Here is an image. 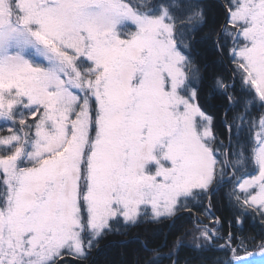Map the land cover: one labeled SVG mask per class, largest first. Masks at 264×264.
I'll list each match as a JSON object with an SVG mask.
<instances>
[{
    "label": "snow or ice",
    "instance_id": "1",
    "mask_svg": "<svg viewBox=\"0 0 264 264\" xmlns=\"http://www.w3.org/2000/svg\"><path fill=\"white\" fill-rule=\"evenodd\" d=\"M124 237L264 264V0H0V264Z\"/></svg>",
    "mask_w": 264,
    "mask_h": 264
},
{
    "label": "trees",
    "instance_id": "2",
    "mask_svg": "<svg viewBox=\"0 0 264 264\" xmlns=\"http://www.w3.org/2000/svg\"><path fill=\"white\" fill-rule=\"evenodd\" d=\"M218 209H221V213L225 216L229 215V212L224 210V206L220 203L217 204ZM189 222L187 218L184 220L177 221L175 227L171 230L169 235V239L180 232L187 230L189 227ZM167 231V228H165ZM260 227H259V218L257 217L255 220L249 219L248 224L246 226V235L255 236L259 235ZM143 235L144 233H140ZM151 233H149L150 235ZM133 235H136L135 233ZM162 242V238L160 241ZM136 250V245L132 243L131 237L124 238H116L110 242H107L102 250L96 255L95 260L96 264H121V261L131 259L132 254ZM192 254L188 249H183L181 252V259L184 260L191 256ZM207 255H211L210 253ZM199 264V262H196Z\"/></svg>",
    "mask_w": 264,
    "mask_h": 264
}]
</instances>
